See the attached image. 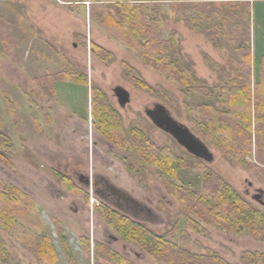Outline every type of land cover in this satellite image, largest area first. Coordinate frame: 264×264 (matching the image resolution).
Instances as JSON below:
<instances>
[{
	"label": "rangeland",
	"instance_id": "1",
	"mask_svg": "<svg viewBox=\"0 0 264 264\" xmlns=\"http://www.w3.org/2000/svg\"><path fill=\"white\" fill-rule=\"evenodd\" d=\"M158 1L161 2L159 6L165 39H174L175 48L180 49L184 60L193 65L198 77L209 86L225 84L238 72L241 58L229 42L231 37L237 38L233 33L236 23L244 29L250 28L248 32L254 51L255 77L258 79L259 64L264 57V0ZM242 4L251 6L252 22L244 13L242 16L234 14L245 9ZM189 7L205 11L209 7L228 14L227 23L213 28L218 32L217 43L185 21L174 19L175 13ZM1 17L9 19L13 25L9 31L14 36L15 57L11 59L3 52V32L0 29V120L3 122L0 133L11 140L15 152L9 155L1 151L11 161L12 167L0 162V180L35 200L60 264H70L59 239L62 236L69 244L76 264H115L95 256L96 243L107 246L135 264H166L122 237L114 227L108 226L99 213L103 204L159 236L168 235L176 227L174 237L168 236L166 240L197 256L215 254L229 264H243L242 257L246 252L264 254V242L248 235L236 236L211 227H205L204 233L193 230L179 213L180 202L170 194L159 170L145 168V178L141 181L139 175L131 174L126 167L130 164L139 170L140 164L136 160L124 161L123 151L106 140L93 126L91 86L105 92L110 103L121 114L126 129L137 127L157 147L171 148L177 156L192 160L189 157L192 155L149 120L145 110L155 103H161L178 121L201 137L197 127L201 118L196 111H189L200 101V96L187 97L179 84L157 74L99 24L91 21L88 12L80 7L70 9L60 0H0ZM93 44L111 51L113 61L105 63L97 57L93 53ZM205 55L220 65L218 72L209 68ZM122 63L136 69L155 88L156 95L142 91L131 80L124 78ZM67 67L86 74L89 86L58 82V98L52 100L36 85L34 79L56 74ZM118 86L131 94V101L125 108L120 107L113 92ZM5 87L17 109L15 120L4 102ZM170 100L174 102L167 103ZM207 145L214 155L213 162L198 160L264 212V206L253 200L258 190H264V182L241 165L223 157L214 146ZM27 151L35 158L33 164L26 158ZM192 163L193 169L179 171V180L171 181L199 191L202 189L204 171L197 167L196 161L192 160ZM78 174H96L105 178L113 186L126 190L145 207V212L134 218L119 211L80 182ZM57 175L59 178H69L73 185L81 189L78 195L67 190ZM1 237L7 252L18 264H39L37 257L17 239L3 231ZM83 240L90 243V256L84 252ZM0 264H4L1 259Z\"/></svg>",
	"mask_w": 264,
	"mask_h": 264
},
{
	"label": "trees",
	"instance_id": "2",
	"mask_svg": "<svg viewBox=\"0 0 264 264\" xmlns=\"http://www.w3.org/2000/svg\"><path fill=\"white\" fill-rule=\"evenodd\" d=\"M70 9L80 7L87 11L91 21L99 24L108 34L114 37L130 53L151 67L165 79L179 84L187 97H201L194 104L201 120L197 123L201 138L214 146L223 157L235 162L246 170L254 173L264 182V57L259 64L258 79L254 70V51L249 29L236 23L234 34L236 39L229 42L241 58L238 72L222 85L209 86L198 77L193 65L184 60L180 49L175 48L173 38L165 39L159 1L141 2L138 0H60ZM235 1V0H229ZM248 3V2H247ZM243 13L253 21V10L249 4H242ZM251 8V9H250ZM205 10L187 8L177 13L178 21H185L196 31L203 33L212 42L217 43L218 32L213 30L218 24L228 22L227 13L220 9ZM0 29L3 32L1 43L3 52L13 59L14 36L13 26L9 19L0 18ZM8 29L9 32H6ZM1 36V37H2ZM93 53L103 62L110 63L114 54L93 44ZM209 68L218 72L220 65L205 55ZM124 78L131 80L137 87L148 94L156 95V90L148 84L136 69L128 63H122ZM37 86L52 100H57L58 82L89 86L86 74L72 68H65L56 74H48L34 79ZM4 102L12 119H17V109L9 97L6 87L3 89ZM91 115L95 129L110 143L123 151L124 161L136 160L139 170L127 164L133 175H139L144 180L145 168L159 170L167 184L170 194L180 202V214L184 216L193 230L205 232V227L227 232L236 236L248 235L264 242V212L253 202L237 191L225 179L204 165V162L189 156L196 161L197 167L203 169L202 189L196 191L191 186L172 182L178 181V172L194 168L192 160L179 157L168 147H157L147 135L137 127L126 129L122 116L110 103L107 95L101 89L91 86ZM173 100L167 101L172 103ZM3 122L0 120V127ZM13 154L15 147L11 140L0 133V162L12 167L1 151ZM26 158L34 163L35 158L29 151ZM59 178V175H57ZM61 184L69 191L78 195L81 189L72 184L66 177L59 178ZM99 213L106 224L114 227L127 240L141 246L153 258L166 264H229L215 254L197 256L179 249L168 236L174 237L175 228L166 236L151 232L141 223L133 221L128 216L100 205ZM177 226V225H176ZM1 231L18 240L29 252L34 254L39 264H60L59 257L35 200L18 188L0 180V259L4 264H18L5 248ZM207 231V229H206ZM70 264H76L69 244L64 237L59 238ZM84 252L91 255L90 243L83 240ZM95 256H101L115 264H135L123 259L107 246L96 243ZM243 264H264V254L246 252L242 257Z\"/></svg>",
	"mask_w": 264,
	"mask_h": 264
},
{
	"label": "water",
	"instance_id": "3",
	"mask_svg": "<svg viewBox=\"0 0 264 264\" xmlns=\"http://www.w3.org/2000/svg\"><path fill=\"white\" fill-rule=\"evenodd\" d=\"M113 92L120 107L125 108L130 103L131 94L124 87L118 86L113 90ZM145 114L158 129L169 134L190 155L207 163L213 162L214 155L207 143L201 137L193 133L186 125L178 121L165 105L161 103H155L152 108H147L145 110ZM88 181V188L92 189L91 177L88 178ZM113 187L115 188V191L123 193L136 205L144 207L143 205L139 204L132 196L116 188L115 186ZM253 200L264 206V190H258L253 196Z\"/></svg>",
	"mask_w": 264,
	"mask_h": 264
},
{
	"label": "flooded vegetation",
	"instance_id": "4",
	"mask_svg": "<svg viewBox=\"0 0 264 264\" xmlns=\"http://www.w3.org/2000/svg\"><path fill=\"white\" fill-rule=\"evenodd\" d=\"M79 180L85 186H89L88 178L91 177V187L96 194L103 198L108 203L117 207L119 211L124 212L134 218H138L142 213L145 212V207L136 205L127 196L121 192L115 191V188L110 184L108 180L97 175H83L78 174Z\"/></svg>",
	"mask_w": 264,
	"mask_h": 264
},
{
	"label": "crops",
	"instance_id": "5",
	"mask_svg": "<svg viewBox=\"0 0 264 264\" xmlns=\"http://www.w3.org/2000/svg\"><path fill=\"white\" fill-rule=\"evenodd\" d=\"M138 1H141V2H146V1H158V0H138ZM160 2V1H159ZM176 2H178V1H176ZM176 2H174V3H176ZM160 4H161V2H160ZM254 9V8H253ZM174 16V19H176V21L178 20L176 17H177V14L175 13V15H173ZM162 23H163V21H162ZM163 25H164V23H163ZM164 28V27H163ZM163 34L165 35V32H164V29H163ZM165 37V36H164ZM93 175H96V174H93ZM91 176H92V174H91ZM111 185H113V184H111ZM116 188H118L117 186H116ZM118 189H120V190H122L123 192H125V193H127L128 195H130L126 190H123V189H121V188H118ZM131 196V195H130Z\"/></svg>",
	"mask_w": 264,
	"mask_h": 264
}]
</instances>
